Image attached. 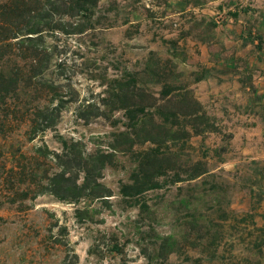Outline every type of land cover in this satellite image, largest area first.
<instances>
[{"label":"rangeland","instance_id":"374dc122","mask_svg":"<svg viewBox=\"0 0 264 264\" xmlns=\"http://www.w3.org/2000/svg\"><path fill=\"white\" fill-rule=\"evenodd\" d=\"M96 15L45 37L54 126L31 138L20 113L0 118V264H264V0H100ZM207 75L239 92L201 103ZM61 137L110 154L105 200L36 193ZM151 148L160 186L122 195Z\"/></svg>","mask_w":264,"mask_h":264},{"label":"trees","instance_id":"16d2710c","mask_svg":"<svg viewBox=\"0 0 264 264\" xmlns=\"http://www.w3.org/2000/svg\"><path fill=\"white\" fill-rule=\"evenodd\" d=\"M99 2L100 0H0L1 119L6 121L11 114L16 118V114L20 113L29 124L28 134L31 138L38 131L54 126L66 100L58 93L55 81L45 78L54 53L45 37L54 33L80 34L95 29L102 19V16L96 15ZM131 81L135 85L136 80ZM127 87L123 82L119 84L121 92ZM25 94L34 96L29 101L23 99ZM162 94L168 95L169 90H163ZM45 96L49 98V102L58 99L57 103L51 107L41 105V99ZM33 101L38 103L32 104ZM139 110L144 112L143 107ZM132 111L126 108L128 114ZM138 125H141L140 120H136L132 127ZM156 126L158 129L165 128L164 124ZM170 133L172 131L167 130L164 141L165 137H171ZM146 139L159 144L154 136ZM60 145L61 150L54 151L52 156L56 170L51 173L45 170L35 172L34 182L38 186L36 193L48 192L67 202H78L82 198L105 200L103 197L108 194L99 177L106 158L110 161V154H85L79 141L65 137L60 138ZM144 154L139 162L138 172L130 178L131 182L121 185L122 195H137L160 186V182L148 173L147 166L162 153L158 148H151Z\"/></svg>","mask_w":264,"mask_h":264},{"label":"crops","instance_id":"0c3cea01","mask_svg":"<svg viewBox=\"0 0 264 264\" xmlns=\"http://www.w3.org/2000/svg\"><path fill=\"white\" fill-rule=\"evenodd\" d=\"M217 83H220L221 85L215 86ZM237 82L233 81L232 84H229L226 78L224 76H218V75H207V77L201 78L196 82V85L198 89L196 90V99L200 101L201 103L204 102H214L215 100H218L217 97H221L225 94L230 95L233 93L231 92H239L234 91L235 89H231L229 85H233V88L237 87ZM210 84H214V87H210ZM210 87V89H209ZM227 88V89H226ZM241 90V89H240ZM215 93V94H212ZM220 99V98H219ZM227 100V99H226Z\"/></svg>","mask_w":264,"mask_h":264}]
</instances>
